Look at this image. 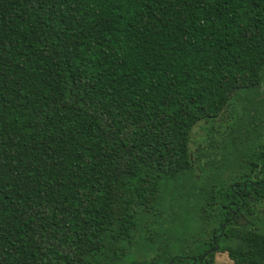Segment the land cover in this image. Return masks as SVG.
Wrapping results in <instances>:
<instances>
[{
    "label": "trees",
    "instance_id": "trees-1",
    "mask_svg": "<svg viewBox=\"0 0 264 264\" xmlns=\"http://www.w3.org/2000/svg\"><path fill=\"white\" fill-rule=\"evenodd\" d=\"M215 254L264 264V0H0V264Z\"/></svg>",
    "mask_w": 264,
    "mask_h": 264
},
{
    "label": "rangeland",
    "instance_id": "rangeland-1",
    "mask_svg": "<svg viewBox=\"0 0 264 264\" xmlns=\"http://www.w3.org/2000/svg\"><path fill=\"white\" fill-rule=\"evenodd\" d=\"M213 264H232V263L227 259L225 254H215Z\"/></svg>",
    "mask_w": 264,
    "mask_h": 264
},
{
    "label": "water",
    "instance_id": "water-1",
    "mask_svg": "<svg viewBox=\"0 0 264 264\" xmlns=\"http://www.w3.org/2000/svg\"><path fill=\"white\" fill-rule=\"evenodd\" d=\"M201 261V260H200ZM200 261H199V263H200Z\"/></svg>",
    "mask_w": 264,
    "mask_h": 264
}]
</instances>
